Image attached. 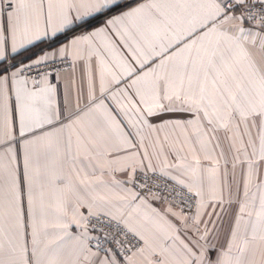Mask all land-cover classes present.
Listing matches in <instances>:
<instances>
[{"label": "snow or ice", "instance_id": "obj_1", "mask_svg": "<svg viewBox=\"0 0 264 264\" xmlns=\"http://www.w3.org/2000/svg\"><path fill=\"white\" fill-rule=\"evenodd\" d=\"M0 264H264V0H0Z\"/></svg>", "mask_w": 264, "mask_h": 264}]
</instances>
